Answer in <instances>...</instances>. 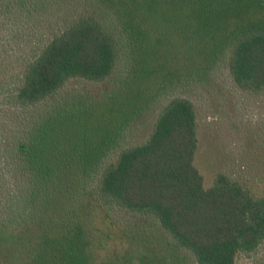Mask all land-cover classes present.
Returning a JSON list of instances; mask_svg holds the SVG:
<instances>
[{
	"label": "trees",
	"instance_id": "trees-1",
	"mask_svg": "<svg viewBox=\"0 0 264 264\" xmlns=\"http://www.w3.org/2000/svg\"><path fill=\"white\" fill-rule=\"evenodd\" d=\"M221 62L264 88V0H0V264H264V198L224 174L204 187L178 96ZM116 71L99 100L70 86ZM124 90L137 115L165 100L138 145L134 117L108 129Z\"/></svg>",
	"mask_w": 264,
	"mask_h": 264
},
{
	"label": "rangeland",
	"instance_id": "rangeland-1",
	"mask_svg": "<svg viewBox=\"0 0 264 264\" xmlns=\"http://www.w3.org/2000/svg\"><path fill=\"white\" fill-rule=\"evenodd\" d=\"M160 31L165 37L161 53L169 54L173 51L171 45L168 50L163 48L168 47L172 37L161 27ZM119 76L116 71L99 83L72 82L70 86L82 87L83 93L99 100L115 90ZM178 96L189 99L194 106L198 140L194 165L204 179V187H211L215 177L224 174L253 196L264 198V88L258 92L240 89L233 83L226 63L221 62L206 83L187 85ZM144 98L140 92L129 96L124 90L110 102L108 129H115L125 118H135L125 126L128 131L123 146L138 145L147 139L165 102L156 100L137 115L147 104ZM263 250L262 245L258 254ZM246 258L238 264H248L250 259Z\"/></svg>",
	"mask_w": 264,
	"mask_h": 264
}]
</instances>
